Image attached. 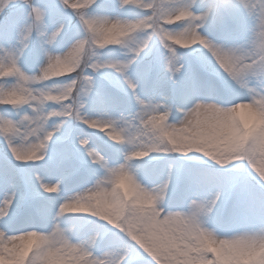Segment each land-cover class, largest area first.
<instances>
[{
	"label": "clouds",
	"instance_id": "clouds-1",
	"mask_svg": "<svg viewBox=\"0 0 264 264\" xmlns=\"http://www.w3.org/2000/svg\"><path fill=\"white\" fill-rule=\"evenodd\" d=\"M84 2L0 0V264H264V0Z\"/></svg>",
	"mask_w": 264,
	"mask_h": 264
},
{
	"label": "snow or ice",
	"instance_id": "snow-or-ice-1",
	"mask_svg": "<svg viewBox=\"0 0 264 264\" xmlns=\"http://www.w3.org/2000/svg\"><path fill=\"white\" fill-rule=\"evenodd\" d=\"M73 7H76L73 5ZM81 8L87 9L89 7L88 0H85L83 4L80 5ZM23 19V11L22 9L16 5L11 4L8 7L0 6V38H9L13 37L20 25L21 20ZM36 19V29L39 31L40 19L41 14L39 11L35 13ZM82 21L88 25L89 29H91L94 24L95 20L88 19L85 15H81ZM28 32L32 31V27L29 26L26 29ZM78 50H74L73 52L69 53V56L77 55ZM7 59L10 61L12 67L9 68V72H11L16 64V54L13 50H8L7 52ZM51 59V57H49ZM38 60L37 55H32L28 58L27 63L33 64ZM56 63H60L59 59L57 58ZM51 71V66L49 69H45V74ZM7 74V73H6ZM55 75V73H53ZM18 183L21 190V200L16 206V216L17 218L22 219H30V213H43V207L39 204L38 200L36 199V194L31 190V183L29 178L26 175H20L18 177ZM15 202V201H14ZM219 255V253H217Z\"/></svg>",
	"mask_w": 264,
	"mask_h": 264
},
{
	"label": "rangeland",
	"instance_id": "rangeland-1",
	"mask_svg": "<svg viewBox=\"0 0 264 264\" xmlns=\"http://www.w3.org/2000/svg\"><path fill=\"white\" fill-rule=\"evenodd\" d=\"M3 163V160H2V158H0V164H2ZM3 187V181H2V179H0V188H2Z\"/></svg>",
	"mask_w": 264,
	"mask_h": 264
}]
</instances>
